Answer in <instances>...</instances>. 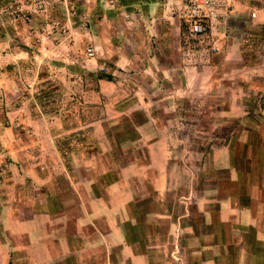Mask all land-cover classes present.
<instances>
[{
	"label": "rangeland",
	"instance_id": "obj_1",
	"mask_svg": "<svg viewBox=\"0 0 264 264\" xmlns=\"http://www.w3.org/2000/svg\"><path fill=\"white\" fill-rule=\"evenodd\" d=\"M136 1L0 0V264H29L22 256L23 233L9 231L7 222L27 220L29 208L50 203L42 180L59 170L60 156L72 158L75 166L91 162L87 173L96 174L99 168L117 173L130 163L141 170L147 160L141 144L152 135L160 140L159 153L169 160L171 189L157 196L149 183L145 189V183L134 180L142 195L136 204L146 211L160 205L169 215L164 226L179 216L183 225L196 224L197 232L206 236V251L214 255L208 244L213 229L203 223L196 204L209 207L216 202L213 198L234 187L223 178L226 170H217L221 180L207 171L213 167L208 158L206 171L199 169L197 156L207 157L213 147L240 140L242 128H248L252 140L249 145L238 142V150L244 157L248 148L255 160L263 159L264 0L240 3L198 38L189 37L181 18L171 13L181 0H156L148 24L137 16ZM251 8L258 11L254 19L248 17ZM137 28L159 30V36L137 33ZM146 49L148 56L149 51L156 53L159 69L153 72L137 60ZM122 57L126 60L120 67ZM98 72L113 82L98 85ZM142 77L156 83L150 86L144 80L140 90L157 99V129L139 141L128 118L114 108L136 101L137 78ZM143 119L135 112L134 123ZM83 122L88 127L80 132ZM101 147L104 166L97 162ZM81 152H88L90 161H80ZM158 157V166H163ZM178 232L175 227L160 230L156 264H197L196 233ZM170 256L190 259L181 263Z\"/></svg>",
	"mask_w": 264,
	"mask_h": 264
},
{
	"label": "crops",
	"instance_id": "obj_2",
	"mask_svg": "<svg viewBox=\"0 0 264 264\" xmlns=\"http://www.w3.org/2000/svg\"><path fill=\"white\" fill-rule=\"evenodd\" d=\"M136 2L137 16L148 24L154 19L151 18V14L157 1ZM242 2L246 3V0ZM147 27L149 28L148 25ZM148 28H137V33L143 30L145 35L151 38L152 35L159 36V30L153 31ZM155 41L156 39H153V43ZM149 45L151 47L154 44ZM140 54L143 58L137 56V60L138 58L142 60L144 70L146 65H150L152 72L159 69L156 53L150 55L149 51L148 56L146 49ZM125 60L126 57H122L117 65L123 67ZM86 63L90 65L93 60L89 59ZM95 64L97 65L96 62ZM144 80H149L150 86L156 85L150 78L142 77V80L137 78V108L134 103L136 101L124 107H117L115 104L114 108L119 115L128 118L139 141H143L147 132H151L152 135L157 129L153 118L155 116L153 103L157 99L150 93L140 90ZM111 82L113 81L98 79L100 86ZM167 97L168 95L164 98ZM135 112L144 118L143 121L134 123ZM80 117H83L82 114ZM87 127L88 124L83 122L77 129H84L80 131L84 132ZM242 132L245 136L240 140L236 138L233 142L213 147L207 157L205 154L197 156L199 169L206 171L208 158L213 167L207 171L214 172L216 180H221L222 177L217 174V170H226V177L223 178L229 180L234 187L226 190L224 197L213 198L212 200L216 202L209 207L200 206L199 202L196 204L197 213L203 218V223L206 221L205 224L213 229V240L208 244L212 245L214 255L212 252L210 254L209 250L206 251V236L197 232L196 224L190 222L183 225L178 221L181 217L179 216L167 227L164 226L166 220L163 219L169 218V215L160 205L155 211H146L141 210V205L136 204L142 195L135 189L134 180L140 181L141 184L145 183V189L146 183H149L150 189L157 196L168 193L171 189L169 160L164 159L163 154L159 153L160 140L154 138V135L147 139L148 142L141 144L142 151L147 156V160L141 164V170L130 163L120 167L117 173L106 168H99L96 174L87 173L91 162L75 166L72 158L65 159L60 156L59 170H51L49 176L45 175L42 180L46 194L52 196L48 199L50 201L48 206H32L29 208L31 215L27 220H16L11 224L8 221L7 229L12 233L15 231L23 233L25 245L21 248L22 256L27 257L29 264H156L160 257L156 255L160 230H172L173 227L179 231L177 236L180 233L189 235L191 232L196 233L199 255L195 256L197 264H264V149L260 162L255 160L252 150L248 148L243 157L237 144L240 142L249 145L252 131L242 128ZM55 146L61 155L56 141ZM103 151L105 149L101 147L97 158V162L101 161L99 163L102 166L106 161L99 158ZM81 154L83 158L79 159L80 161H90L88 152ZM158 156L163 166H158ZM140 161L139 157L134 163ZM76 170H81L83 174ZM237 187H240V191L243 190V194L239 193ZM142 193L147 195V192ZM190 193L192 195L193 190ZM179 243L182 244V240H179ZM14 251L15 248L12 253ZM170 257L180 260L181 263H184L186 257L187 261L190 259V256ZM165 259H169L168 256ZM187 264H190L189 261Z\"/></svg>",
	"mask_w": 264,
	"mask_h": 264
},
{
	"label": "built area",
	"instance_id": "obj_3",
	"mask_svg": "<svg viewBox=\"0 0 264 264\" xmlns=\"http://www.w3.org/2000/svg\"><path fill=\"white\" fill-rule=\"evenodd\" d=\"M243 0H181L180 4L171 13H176L183 21L189 37L198 38L213 30L218 22L237 9ZM158 2H161L160 0ZM249 18L258 15L255 8L248 12ZM88 49V55H92Z\"/></svg>",
	"mask_w": 264,
	"mask_h": 264
},
{
	"label": "trees",
	"instance_id": "obj_4",
	"mask_svg": "<svg viewBox=\"0 0 264 264\" xmlns=\"http://www.w3.org/2000/svg\"><path fill=\"white\" fill-rule=\"evenodd\" d=\"M96 78H97V79L111 80V76H110V75H107V74H105V73H103V72H98V73L96 74Z\"/></svg>",
	"mask_w": 264,
	"mask_h": 264
}]
</instances>
